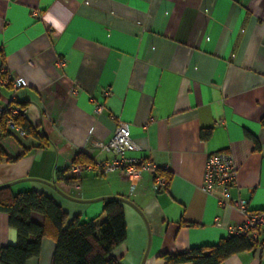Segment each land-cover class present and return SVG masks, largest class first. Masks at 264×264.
Instances as JSON below:
<instances>
[{
	"label": "crops",
	"instance_id": "crops-1",
	"mask_svg": "<svg viewBox=\"0 0 264 264\" xmlns=\"http://www.w3.org/2000/svg\"><path fill=\"white\" fill-rule=\"evenodd\" d=\"M0 49V105L27 103L49 141L0 137L16 158L0 161V187L50 196L66 224L100 222L106 197H124L127 238L111 253L119 264H167L164 254L216 244L247 212H264V0H0ZM18 79L27 85L14 88ZM121 121L138 145L125 156L167 170L165 190L149 171L98 167L113 155L95 143ZM217 152L231 155L237 179L208 193L206 162ZM72 164L84 166L80 190ZM16 242L0 211V247ZM55 246L48 235L25 264H51ZM220 264H264V245Z\"/></svg>",
	"mask_w": 264,
	"mask_h": 264
},
{
	"label": "trees",
	"instance_id": "trees-1",
	"mask_svg": "<svg viewBox=\"0 0 264 264\" xmlns=\"http://www.w3.org/2000/svg\"><path fill=\"white\" fill-rule=\"evenodd\" d=\"M0 55L4 60L2 49ZM16 105L26 108L27 103H19L14 99L8 103L7 109L0 114V137L13 134L14 131L7 127L10 116L8 109ZM14 122L27 134L39 137L41 146L49 144L48 138L41 136L29 122L26 112L17 115ZM249 136L256 148H259L258 139L252 134ZM80 157L81 155L76 157L75 163L81 161ZM3 159L16 158L8 157L0 146V161ZM158 173L169 179L171 177L167 170L158 169ZM65 180L70 181L67 178ZM123 199L124 197L106 198L102 211L105 217L100 222L97 219L81 221L76 216L66 224L67 213L50 196L34 190L11 194L8 188L0 187V211L8 214L9 224L17 230L16 244L0 247V263L25 264L29 258L39 256L42 240L51 235L56 243L51 264H119L111 253L127 238ZM33 212L45 217L42 225L31 220ZM257 245L247 236L231 234L216 244L193 247L177 254H164L163 257L167 264H220L229 256L255 249Z\"/></svg>",
	"mask_w": 264,
	"mask_h": 264
},
{
	"label": "built area",
	"instance_id": "built-area-1",
	"mask_svg": "<svg viewBox=\"0 0 264 264\" xmlns=\"http://www.w3.org/2000/svg\"><path fill=\"white\" fill-rule=\"evenodd\" d=\"M66 63L64 58L59 59V64L64 66ZM8 81V80H6ZM27 85L22 79L15 80L14 88H21ZM14 98V97H13ZM13 100V99H12ZM7 109V106L0 105V114ZM10 116L8 118L7 127L12 131H17L19 135L24 136L26 132L15 125L14 119L17 115L25 113L26 109L19 105L10 107ZM96 112L103 110L102 105L96 106ZM95 146L107 152L113 157L106 162L98 164V167L104 172L120 171L124 174H137L143 170L149 171L153 175L154 188L156 191L165 190L168 186L169 178L166 175L158 173V167L151 161L139 158H129L125 153L134 151L138 148L137 143L132 137L130 123L121 121L118 124L113 136L107 142H96ZM84 166L81 164H72L68 168L69 174L74 177L77 182L74 187L81 189L80 179ZM237 167L234 164L230 154L225 152L212 153L208 156L205 170V181L203 189L208 193H212L217 187L227 190L230 185L236 183ZM237 206L246 212V202L240 201ZM232 234L247 236L251 242L258 245H264V212H247V219L240 225L231 230Z\"/></svg>",
	"mask_w": 264,
	"mask_h": 264
},
{
	"label": "water",
	"instance_id": "water-1",
	"mask_svg": "<svg viewBox=\"0 0 264 264\" xmlns=\"http://www.w3.org/2000/svg\"><path fill=\"white\" fill-rule=\"evenodd\" d=\"M110 197H118V196H109V197H106V198H110ZM118 198H121V197H118ZM123 200H125V199H123Z\"/></svg>",
	"mask_w": 264,
	"mask_h": 264
}]
</instances>
